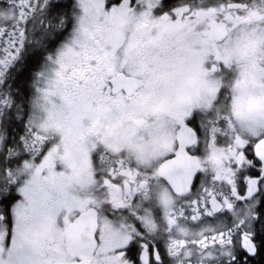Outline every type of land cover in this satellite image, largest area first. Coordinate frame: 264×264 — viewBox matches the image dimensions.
<instances>
[{
    "label": "snow or ice",
    "instance_id": "snow-or-ice-1",
    "mask_svg": "<svg viewBox=\"0 0 264 264\" xmlns=\"http://www.w3.org/2000/svg\"><path fill=\"white\" fill-rule=\"evenodd\" d=\"M0 264H264V0H0Z\"/></svg>",
    "mask_w": 264,
    "mask_h": 264
}]
</instances>
